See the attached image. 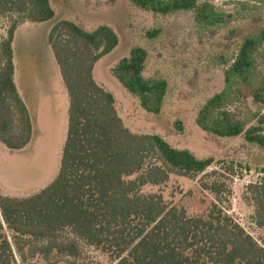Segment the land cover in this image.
I'll list each match as a JSON object with an SVG mask.
<instances>
[{"label": "trees", "instance_id": "obj_1", "mask_svg": "<svg viewBox=\"0 0 264 264\" xmlns=\"http://www.w3.org/2000/svg\"><path fill=\"white\" fill-rule=\"evenodd\" d=\"M156 15L190 12L201 30L221 26L230 18L209 0H128ZM14 21L0 40V144L20 151L32 140L28 108L13 80L12 41L22 22L50 24L47 45L67 95V125L57 174L38 192L0 195V264H17L28 251L54 264H75L86 245L116 264H264V248L223 207L226 179L212 158L170 146L156 134L130 131L117 114L113 95L93 78L96 63L118 45L113 29L101 25L85 31L56 19L51 0H0V15ZM158 31L148 33L153 38ZM264 29L244 38L230 60L221 57L223 87L199 107L195 124L218 138L242 136L264 147V112L244 120L227 107L240 102L244 91L264 109ZM147 52L132 47L111 69L118 84L146 113L158 115L168 90L166 81L146 78ZM171 176L195 181L213 196L200 214L167 203L160 187ZM207 178L203 181V178ZM254 225L264 231V175L245 187Z\"/></svg>", "mask_w": 264, "mask_h": 264}, {"label": "rangeland", "instance_id": "obj_2", "mask_svg": "<svg viewBox=\"0 0 264 264\" xmlns=\"http://www.w3.org/2000/svg\"><path fill=\"white\" fill-rule=\"evenodd\" d=\"M230 18L210 30L199 29L190 12L156 15L133 7L128 0H51L56 19L74 23L85 31L105 25L114 30L118 45L99 60L93 69L95 82L115 99L118 116L133 133L156 134L170 146L190 151L200 159L212 158L207 170L218 171L226 179L228 195L223 207L228 214L264 248V231L252 220L253 208L245 187L264 175V147L248 144L242 136L218 138L195 124L199 107L223 87L221 57L230 60L241 41L264 29V0H209ZM14 17L0 15V40L6 37ZM50 24L20 23L13 34V80L26 104L33 124L31 142L20 151L0 144V195L23 197L46 187L55 177L65 139L67 95L58 68L47 45ZM152 31L158 34L149 38ZM147 52L146 78L166 81L168 90L161 111H143L111 75L112 67L128 55L132 47ZM264 74L258 60L257 75ZM227 109L244 120L251 113H263L248 92ZM195 181L171 176L160 187H145L143 193H160L167 203L184 206L189 215L202 213L213 196ZM206 181L207 178H203ZM17 264H54L32 257L22 259L14 245ZM75 264H116L86 245Z\"/></svg>", "mask_w": 264, "mask_h": 264}, {"label": "crops", "instance_id": "obj_3", "mask_svg": "<svg viewBox=\"0 0 264 264\" xmlns=\"http://www.w3.org/2000/svg\"><path fill=\"white\" fill-rule=\"evenodd\" d=\"M16 86V85H15ZM16 89H17V87H16ZM17 91H18V89H17ZM18 94H19V96H20V93L18 92ZM20 98L22 99V97L20 96ZM22 100H24V99H22ZM24 102V101H23Z\"/></svg>", "mask_w": 264, "mask_h": 264}]
</instances>
